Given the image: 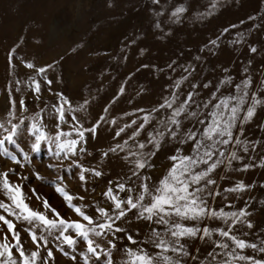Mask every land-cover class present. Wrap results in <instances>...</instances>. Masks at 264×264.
<instances>
[{
    "label": "snow or ice",
    "instance_id": "snow-or-ice-1",
    "mask_svg": "<svg viewBox=\"0 0 264 264\" xmlns=\"http://www.w3.org/2000/svg\"><path fill=\"white\" fill-rule=\"evenodd\" d=\"M150 3L156 17L153 27L166 37L170 29L165 32L160 19L166 8L161 0ZM218 3L210 0L196 18L212 16ZM187 11L183 4L175 6L164 23H180ZM236 27H223L199 53L216 55L222 38ZM227 42L236 46L244 41L238 33ZM248 50L258 51L251 45ZM17 51L18 46H13L6 54L8 75L0 113V164L4 165L0 193L8 201L0 199V264H54V250L69 264H264V225L252 218L250 193L256 183L231 178L232 173L264 170V143L244 138V126L258 109L264 110V71L257 80L246 67L237 81L223 68L215 82L198 83L196 66L189 62L180 65L183 74L166 86L168 94L156 104L119 117L110 115L109 105L126 93L122 82L93 116L91 94L74 98L59 87L63 77L54 74L58 61L38 65ZM144 52L141 48L140 54ZM193 59L201 61L202 56ZM174 65L176 61L165 68L175 72ZM189 80V90L183 92ZM101 128L111 129L106 150L96 147ZM166 145H171L166 156L170 166L154 177L155 158ZM42 148L54 161L46 167L58 172L50 181L31 167ZM97 156L101 166H85L87 158ZM110 156L120 158L126 168L115 178L105 177L102 169ZM25 169L52 185L76 218L61 215L34 188L31 193L42 208L31 207V197L24 192L29 180ZM65 175L77 176L82 186L105 179L106 190H101L99 199L84 203L85 196L66 190ZM259 203L264 206V199ZM21 229L34 250L22 241ZM197 243L201 246L194 247Z\"/></svg>",
    "mask_w": 264,
    "mask_h": 264
},
{
    "label": "rangeland",
    "instance_id": "rangeland-1",
    "mask_svg": "<svg viewBox=\"0 0 264 264\" xmlns=\"http://www.w3.org/2000/svg\"><path fill=\"white\" fill-rule=\"evenodd\" d=\"M161 4L166 8L165 16L160 18L164 31L170 29L166 37L153 27L156 17L150 11L154 7L150 0H0V113L4 109L3 85L8 75L6 54L13 46H18V56L38 65L58 61L54 74L63 77V84L59 87L74 98L91 94L95 98L91 106L93 116L101 112L122 82L126 86V93L117 103L109 105L110 115L119 117L136 107L148 108L156 104L161 96L168 94L166 86L183 74L180 65L189 62L196 66L195 79L198 83L207 80L215 82L223 68H228L237 81L246 67L250 68L254 79L260 78L264 71V0H219L215 13L202 20L197 19L196 14L205 11L210 0H161ZM180 4L188 9L182 21L177 24L164 23L168 12ZM249 16L255 19L249 20ZM229 24L237 27L225 34L216 55L199 53L209 38H215ZM238 33L244 42L236 46L229 44L227 41L237 38ZM131 41H135V44H131ZM126 44L129 46L125 47ZM250 45L258 49L255 54L248 50ZM141 48L145 49L143 55L140 54ZM198 54L202 56L201 61L193 59ZM124 56H127L126 60ZM249 60L251 65L248 64ZM172 61H176L175 72L165 68ZM141 64L149 67L141 68ZM152 65L165 68V71H154ZM191 82L189 80L182 86L183 92L189 90ZM131 118L134 117L125 119ZM262 123L264 110L258 109L253 121L244 126V138L264 143V127H260ZM110 132V128L100 129L96 143L98 149L106 150ZM170 150L171 145H166L155 158L154 177L162 175L170 166L166 159ZM50 162L54 161L42 148L35 155L31 167L50 181L58 174L57 170L46 167ZM84 163L86 167L90 164L101 166L98 156L95 159L87 158ZM3 168L4 165L0 164V171ZM102 169L107 178H115L126 171L124 162L116 156L105 159ZM25 174H29V180L24 182V192L31 197L28 201L31 207L42 208L41 201L31 193L34 188L61 215L76 218L52 185L31 176L30 169H25ZM231 178L256 183L250 193L254 197L252 218L257 224L264 225V206L259 203L264 199V188L259 187L264 184V170L257 168L246 173H232ZM10 179L16 181L14 176H10ZM65 184L72 195L85 196L84 203H88L92 197L99 199L101 190H106V180L100 178L82 186L77 176L65 175ZM93 187L95 192L92 191ZM0 199L8 202L3 193H0ZM237 206H241V202ZM17 228L20 229L19 223ZM21 239L26 247L34 250L30 237L22 229ZM196 246L201 245L197 243ZM54 257V264H69L55 250Z\"/></svg>",
    "mask_w": 264,
    "mask_h": 264
}]
</instances>
